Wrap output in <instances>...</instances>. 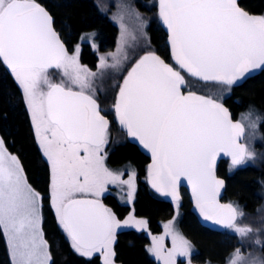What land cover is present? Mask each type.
I'll use <instances>...</instances> for the list:
<instances>
[{"label": "snow or ice", "instance_id": "obj_1", "mask_svg": "<svg viewBox=\"0 0 264 264\" xmlns=\"http://www.w3.org/2000/svg\"><path fill=\"white\" fill-rule=\"evenodd\" d=\"M159 16L169 30L175 61L192 77L217 82L230 91L247 73L264 68V15H250L238 0H159ZM121 21L124 42L132 34L122 16ZM122 50L109 55L115 58ZM78 53V46L69 53L53 27V17L38 0H0V60L23 88L50 163L51 203L58 222L78 253L86 257L101 253L103 264H114L116 229L122 223L145 228L147 221L129 216L121 222L100 200L108 184L123 183L134 191L135 173L122 180V173L105 164L102 152L109 121L94 98L92 81L97 73L79 63ZM108 66L101 57L100 67ZM53 67L63 69L78 90L50 82L48 69ZM186 84L180 70L154 52L146 53L120 87L114 106L119 123L150 150L153 187L179 202V182L186 178L206 219L233 229L241 238L255 234L260 230L238 223L244 213L237 205L219 202L224 181L215 172L222 153L231 158L232 166L254 157L242 142L245 126L233 121L219 99L182 91ZM242 119L248 120L253 134L257 124L251 112ZM42 199L28 183L18 157L0 138V228L7 235L14 264L51 262L42 229ZM172 223L165 225L172 249H163V237H153L152 251L165 252V264H175V254L189 256L191 251L190 242L172 229ZM228 264H264V258L245 256L237 248Z\"/></svg>", "mask_w": 264, "mask_h": 264}, {"label": "trees", "instance_id": "obj_2", "mask_svg": "<svg viewBox=\"0 0 264 264\" xmlns=\"http://www.w3.org/2000/svg\"><path fill=\"white\" fill-rule=\"evenodd\" d=\"M38 1L54 15L56 27L69 45L70 51L81 41L84 34L94 35L98 42L97 46L102 51L115 48L119 29L102 11L96 0ZM137 1L144 8L143 3L149 0ZM241 4L254 12L264 11V0H241ZM149 28L153 51L158 52L168 62H174L168 44V33L161 20L154 18ZM84 43L81 58L95 67L98 63V54L91 43ZM226 104L234 108L236 116L237 110L245 107L260 111L263 114L261 129L264 133V71L236 87L233 94L226 98ZM0 133L10 150L19 155L29 180L42 194L44 226L53 256L51 264H103L100 255L86 257L78 253L73 247L71 238L58 222L50 198V163L44 156L36 135L23 88L2 60H0ZM109 160L112 164L133 161L143 173L149 157L137 144L128 140L111 151ZM232 167L228 169L226 161H223L219 167V174L227 178L225 199L255 211L264 204V163L260 166L249 164ZM183 192L188 203L187 205L185 202L186 208L182 220L185 228L197 241L201 252L212 257H223L229 248L226 238L220 232L212 231L201 224L191 208L188 191L184 189ZM137 193L135 208L137 214L148 217L153 226L151 229L158 232V224L173 214L172 202L154 193L143 179H140ZM119 206L124 212L130 210L125 204ZM115 253L116 259L121 264H158L149 252L147 234L134 228L119 231ZM0 264H13L2 228H0Z\"/></svg>", "mask_w": 264, "mask_h": 264}, {"label": "rangeland", "instance_id": "obj_3", "mask_svg": "<svg viewBox=\"0 0 264 264\" xmlns=\"http://www.w3.org/2000/svg\"><path fill=\"white\" fill-rule=\"evenodd\" d=\"M99 6L101 7L102 11L104 13H108L109 17L114 21V23L117 25L119 29L118 39L117 43L114 49L109 51H102L100 50L99 46H97V40L96 37L92 34H84L81 41L74 46V48L69 52L70 54L74 53L76 51V48L78 46L79 53V63L83 66H86L88 69H90L93 72L97 73V76L93 78L92 86L94 89V96L95 97H102L111 100L113 102V108L116 104V100L119 94L120 87L123 84L124 79L126 78V75L132 68V66L140 59L141 56H143L145 53L153 51V47L151 44V35L149 33L151 22L154 18H159V0H150V2H144L142 6L139 4L137 0H96ZM145 7H149V10H145ZM132 13L138 14V18L136 15H133ZM121 16L123 17V24L127 27L128 32L132 34V36H127L125 38V41L122 42L121 40V33H122V27H121ZM135 37L134 39L132 37ZM84 42L91 43L93 48L98 54V63L97 65L91 66V63L84 62L81 58V50L82 45ZM123 49L122 52H120L115 58L110 53H117L118 49ZM101 57L106 58V63L109 65L108 67L101 68ZM117 61H119L117 63ZM174 61V60H173ZM174 66L176 65L178 70L181 71L182 75L185 76V80L187 81V84L185 85L186 89H190L202 94H206L208 96H212L213 98L224 100L228 98V96H231L233 94V88L231 86L230 91H225L224 86L220 85L217 82H205L202 81L196 77H192L191 75L187 74L184 70H181L178 66V64L174 62H170ZM48 79L52 83H63L64 86H72L73 89L78 90V86L70 85V82L68 81V78L64 76L63 69L56 68L53 70L48 69ZM99 90H102L103 93H101ZM99 95V96H98ZM103 101H107L104 100ZM105 104V102H104ZM251 112V119L255 121L257 124V127L255 128L253 134L250 135V129L248 126V120L242 119V116H247V114ZM31 113V112H30ZM238 119L244 124L246 128V139L245 142L247 143L249 149L255 153L254 157L252 159L246 160V162L242 165H254V166H260V164L264 163V133L261 129V123L263 120V114L250 107H245L244 109H240L237 113ZM38 137V136H37ZM0 138L4 141V147L7 149L9 153L12 155H15L18 157L23 170L24 174L27 177L28 183L37 191L39 190L31 183V181L28 178L27 172L25 170V167L21 161V158L19 155L13 151L10 150L8 147L4 137L0 133ZM39 140V138H38ZM129 140V136L127 133L118 125L113 129V131L108 136V142L103 148V154H106L105 156V164L106 166L118 173H122V180H128L129 176L132 175V173H135L134 177V184L135 188L134 191H132L128 185L123 183H116V184H108L106 186V190L102 193L106 194L108 191H112L118 197L123 203H133L136 190H137V181L139 177V169L137 170L136 167H134L132 164L124 162V165L121 166H115L111 165L109 161L106 158L110 157V153L113 149L117 147V144H120L122 142H126ZM41 146V145H40ZM42 148V147H41ZM45 156V154H44ZM46 157V156H45ZM47 159V157H46ZM48 160V159H47ZM146 174L144 175V179L148 180V167L145 168ZM131 192V197L129 193ZM40 193V192H39ZM41 197L42 194L40 193ZM101 195V196H102ZM43 198V197H42ZM51 198V193H50ZM182 200H179L177 202L175 200L174 202V213L172 218H170L167 221H164V229L159 232H154L148 224V221L145 218L139 217L136 215V213L132 210L129 212V214L125 218H120L117 216V219H119L121 222H123L125 219H127L129 216H133L136 219H143L147 221V226L145 228H138L141 230H147L151 232V249L154 247L153 237H163L161 244L164 250L172 249L173 247V239L171 233L166 234V228L165 225L169 223V221H172V229L176 232H178L180 235H182L185 239H187L191 244V251L189 256H183L179 253L175 254L173 257V260L175 264H184V262H187L186 264H228V259L230 255L235 251V249L240 248L241 252L248 256L249 254H252L257 257L264 258V204L259 206L255 211H250L247 208L243 206H238L239 210L244 213V216L238 220V223L242 226L247 225L254 229H259L260 231L255 234H250L248 237L241 238L234 230L233 234H224L221 233L224 238H226V242L229 243V247L231 251L229 252V255L227 256V261L225 263H220V261H210L208 258V262H199V263H192L191 262V255L195 251V246L190 238L185 236L184 232L180 228V221L182 216V211L180 209V204H182ZM44 200L42 199V229L44 234V239L47 240L49 251L51 254V262H52V252L49 240L46 235L45 226H44ZM127 228H137L134 225H121V227L116 229V237L117 233L122 229ZM184 233V234H183ZM6 235V234H5ZM7 238V235H6ZM224 240V241H225ZM260 240V244H256L255 241ZM116 241V238H115ZM10 256L13 261L11 246L9 244L8 238H7ZM113 251L115 252V242L113 244ZM228 251V250H227ZM152 254L156 257L159 264H165L164 256L165 252L160 253L159 255L151 250ZM94 253L93 255H95ZM100 254L102 259L103 255ZM183 260V262H181ZM216 260V259H215ZM114 264H121L116 259V253L113 257ZM50 262V264H51Z\"/></svg>", "mask_w": 264, "mask_h": 264}, {"label": "flooded vegetation", "instance_id": "obj_4", "mask_svg": "<svg viewBox=\"0 0 264 264\" xmlns=\"http://www.w3.org/2000/svg\"><path fill=\"white\" fill-rule=\"evenodd\" d=\"M147 2H150V0L149 1H147ZM241 3V2H240ZM242 5V4H241ZM244 7V6H243ZM245 8V7H244ZM247 11H249L250 13H255V14H259V15H264V11H262V12H254V11H252V10H250L249 8H245ZM145 10H149V7H146L145 8ZM107 15L109 16V14L107 13ZM85 44V43H84ZM83 44V45H84ZM82 45V46H83ZM92 45V44H91ZM176 63V62H175ZM175 67H177L176 65H175ZM236 87H238V86H236ZM236 87H233L232 86V88H233V92H234V90H235V88ZM184 90L185 91H193V90H190V89H186V87L184 86ZM101 93H103L102 92V90H99ZM99 96V95H98ZM95 97V96H94ZM98 101H99V103H100V107H101V111L103 112V114L105 115V116H107V117H109L110 119H111V126L109 127V129H108V131H109V134L113 131V129H115V127H117L118 125L121 127V125H120V123H119V120L117 119V114H116V110H115V107L113 108V102L111 101V100H109V99H107V97L106 98H103L104 100H107V101H103V99H102V97H95ZM117 99H118V97H117ZM222 101H224L225 103H226V99H224V100H222ZM104 102H105V104H104ZM116 102H117V100H116ZM230 108H231V110H232V112H233V115H235L234 117H236V119H238V117L236 116V114H234V108H232V106H230ZM237 111H240V110H237ZM236 113H238V112H236ZM122 128V127H121ZM128 135V134H127ZM245 139H246V136H245ZM129 140H130V138H129ZM127 142V141H126ZM122 143H124V142H122ZM122 143H120V144H122ZM120 144H117V146H119ZM149 157V156H148ZM108 161H109V163H110V160H109V158H106ZM150 161H151V159H150V157H149V162L147 163V165L144 167V171H143V173L141 172V170H140V168L138 167V165L135 163V162H133V161H126L127 163H130V164H132L134 167H136V169L138 170L139 169V177H138V181H137V190H136V194H135V198H134V202L131 204V203H123L121 200H120V198L118 197V195H116L115 193H113L112 191H108L106 194H103L102 196H100V199H102V200H104L105 201V203L107 204V206H108V208H110L112 211H113V213H115V215H116V217L117 216H119L120 218H125L128 214H129V212L131 211V208H132V210L136 213V215H138L137 214V211H136V200H137V192H138V188L140 187V179H143L144 181H146L148 184H149V186H150V188L152 189V191L154 192V193H156V194H159L151 185H150V183H149V164H150ZM223 161H226L227 162V168L228 169H232L233 167H232V165H231V160H223ZM222 161V162H223ZM221 162V163H222ZM111 165H115V166H121V165H124V163H119V164H112V163H110ZM221 165V164H220ZM240 166V165H239ZM146 167H148V180H145L144 179V175L146 174V171H145V168ZM220 167V166H219ZM220 176H223V175H221V174H219ZM223 177H225V176H223ZM226 178V177H225ZM226 181H227V178H226ZM184 189L185 188H183L182 189V191H181V198L179 199V200H182L183 202H182V204H180V209H181V211H182V218H181V221H180V228L182 229V231L185 233H183L185 236H187L188 238H190L191 239V241L193 242V244H194V246H195V251L192 253V255H191V262L193 263H199V262H208L207 260H208V258L210 259V261H220L221 259H222V261L220 262V263H225L226 261H227V256L229 255V252L231 251V249H230V247L227 249L228 251L225 253V255L223 256V257H220V258H217V257H212V256H210V255H206V254H204L203 252H201V248L199 247V244L197 243V241L193 238V236L192 235H190L189 234V232L187 231V229L185 228V226H184V224H183V217H184V214H185V202H186V204L188 205V203H187V198H186V196H185V193L183 192L184 191ZM159 195H161V194H159ZM162 196V195H161ZM163 198H165V197H163ZM166 200H168V201H170V202H172V206H173V213H174V209H175V206H174V202H175V200H170V199H167V198H165ZM116 200H118V201H116ZM189 201L191 202V208H192V210H193V203H192V201H191V199H190V195H189ZM224 201H227L226 199H225V197H224ZM230 202V201H229ZM233 203V202H232ZM119 204H125V205H127V206H129V208H130V210L129 211H127V212H124L121 208H120V206H119ZM235 204V203H234ZM235 205H237V204H235ZM237 206H239V205H237ZM54 208V207H53ZM54 211H55V209H54ZM193 213H194V211H193ZM55 214H56V212H55ZM195 214V213H194ZM196 215V214H195ZM139 217H142V218H145L147 221H148V224H149V227L150 228H153V226H152V224H151V221H150V219L148 218V217H146V216H141V215H138ZM172 216H173V214H172ZM172 216L170 217V218H172ZM197 216V215H196ZM56 217H57V215H56ZM170 218H168V219H166V220H163V221H161L159 224H158V226H159V228H158V230L157 229H155V230H157L158 232L159 231H162L163 229H164V221H167V220H169ZM198 218V217H197ZM58 219V218H57ZM198 220H199V218H198ZM200 221V220H199ZM201 222V221H200ZM201 224H203L202 222H201ZM204 225V224H203ZM205 226V225H204ZM208 228V227H207ZM134 229H136V230H138L139 232H142V233H146L147 234V236H148V248H149V252L151 253V255H152V257L154 258V260L159 264V262H158V260L156 259V257L152 254V252H151V244H152V240H151V232L150 231H147V230H141V229H138V228H134ZM210 230H212V231H216V232H220V233H224V234H233V229H230V228H226V229H223V230H214V229H211V228H209ZM155 232V231H154ZM119 233V232H118ZM118 233H117V237H116V241H115V245H116V242H117V239H118ZM96 255H100V254H95V255H92L91 257H93V256H96ZM101 256V255H100ZM102 258V257H101ZM216 259V260H215ZM103 260V259H102ZM181 262H183V260H181ZM187 262H184V264H186Z\"/></svg>", "mask_w": 264, "mask_h": 264}, {"label": "water", "instance_id": "obj_5", "mask_svg": "<svg viewBox=\"0 0 264 264\" xmlns=\"http://www.w3.org/2000/svg\"><path fill=\"white\" fill-rule=\"evenodd\" d=\"M39 2V1H38ZM241 0H238V4H239V6L242 8V9H244L246 12H248L250 15H255V16H261V15H259V14H255V13H250L249 11H247L242 5H241ZM40 3V2H39ZM42 4V3H41ZM43 5V4H42ZM47 10H48V12L51 14V16L53 17V27L55 28V30L60 34V38H61V40L64 42V44H65V46H66V48L68 49V51H70V47H69V45L67 44V42L63 39V37H62V35H61V33L59 32V30L57 29V27H56V24H55V17H54V15L51 13V11L45 6V5H43ZM161 23H162V25H163V27L165 28V30L167 31V33H168V44H169V47H170V49H171V53H172V47H171V43H170V40H169V36H170V33H169V30H168V28H167V26L163 23V21H162V19H161ZM151 52H154L156 55H158L165 63H167V64H169L170 66H172L173 68H175V66L172 64V63H170V62H168L165 58H163L158 52H156V51H151ZM149 53V52H148ZM146 54V53H145ZM144 54V55H145ZM172 55H173V53H172ZM142 57V56H141ZM174 58V57H173ZM175 60V59H174ZM176 62V61H175ZM177 63V62H176ZM136 64V63H135ZM135 64L132 66V68L135 66ZM7 66V65H6ZM179 66V65H178ZM7 68L9 69V70H11L8 66H7ZM55 67H53V68H49V69H54ZM131 68V69H132ZM131 69H130V71H131ZM175 69H177V68H175ZM178 70V69H177ZM129 71V72H130ZM262 71H264V68H259V69H254V70H252L250 73H247L246 75H245V77L244 78H242L241 79V81H239L236 85H233V87H236V86H241V85H243L247 80H249L251 77H253V76H255V75H257V74H259V73H261ZM128 72V73H129ZM186 72V71H185ZM187 73V72H186ZM182 74V73H181ZM188 74V73H187ZM128 75V74H127ZM127 75H126V77H127ZM190 75V74H189ZM197 78V77H196ZM199 79V78H198ZM201 80V79H200ZM203 81V80H202ZM205 82H214V81H205ZM56 84H60V83H56ZM73 90H75V89H73ZM182 91H184L185 93H187L188 91H185L184 90V86L182 87ZM192 92H195L196 94H198V95H205V94H202V93H199V92H196V91H192ZM206 96H208V95H206ZM95 98V97H94ZM96 99V98H95ZM97 100V99H96ZM97 102L99 103V101L97 100ZM220 102H222L223 104H224V106L225 107H227L228 109H229V111H230V113H231V116H232V119H233V121L235 122V121H240L239 119H236L235 117H234V115H233V112H232V110H231V108L224 102V101H221L220 100ZM100 104V103H99ZM117 114V113H116ZM101 115H104L103 114V112L101 111ZM105 116V115H104ZM106 118H107V120L109 121V127L111 126V119L109 118V117H107V116H105ZM117 119L119 120V118H118V116H117ZM241 122V121H240ZM242 123V122H241ZM243 124V123H242ZM121 125V124H120ZM121 127H122V129L128 134V132H127V129L126 128H124L122 125H121ZM129 136V135H128ZM245 136H246V129H245ZM129 138H130V140L133 142V143H135V144H137L138 146H139V148L147 155V156H149L150 157V159H151V161H150V164H149V166L153 163V158H152V154H151V152H150V150L149 149H147V148H145L144 146H143V144H141L140 143V141L137 139V138H134V137H131V136H129ZM245 140V137L244 138H242V142H245L244 141ZM223 160H231V158L228 156V155H226V154H220L218 157H217V159H216V166H215V172H216V176H217V178L218 179H220V180H223L224 181V186L220 189V193H219V196H218V200H219V202L221 203V204H228V203H232V202H229V201H224V197H225V195H226V189H227V181H226V178L225 177H223V176H220L219 175V166H220V164H221V162L223 161ZM149 183H150V185L153 187V183H152V178H151V176H150V174H149ZM159 194H161L163 197H165V198H167V199H170V200H175L170 194H165V192H162V191H160V190H158L157 188H155V187H153ZM183 188H185L187 191H188V193H189V195H190V199H191V201H192V203H193V211H194V213L197 215V217L199 218V220L206 226V227H208V228H211V229H214V230H223V229H226L227 227H224L223 225H220V224H218V223H216L215 221H212V220H208V219H206L205 218V216L201 213V211H200V209H199V207L197 206V204H196V199H195V196H194V194H193V190H192V185L187 181V179L186 178H181V180H180V182H179V186H178V192H179V197L181 198V191H182V189ZM87 198H92V197H87ZM101 200V202L106 206V207H108L107 206V204L105 203V201L104 200H102V199H100ZM234 204V203H233ZM235 205V204H234Z\"/></svg>", "mask_w": 264, "mask_h": 264}]
</instances>
